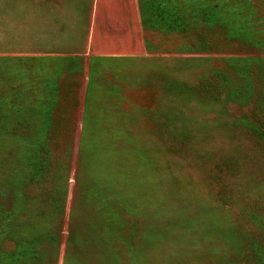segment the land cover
<instances>
[{
	"label": "rangeland",
	"instance_id": "obj_1",
	"mask_svg": "<svg viewBox=\"0 0 264 264\" xmlns=\"http://www.w3.org/2000/svg\"><path fill=\"white\" fill-rule=\"evenodd\" d=\"M160 1L0 0V264H264V0Z\"/></svg>",
	"mask_w": 264,
	"mask_h": 264
},
{
	"label": "trees",
	"instance_id": "obj_2",
	"mask_svg": "<svg viewBox=\"0 0 264 264\" xmlns=\"http://www.w3.org/2000/svg\"><path fill=\"white\" fill-rule=\"evenodd\" d=\"M150 7L145 8L143 0H139V11L142 24L146 27H158L160 21L162 24L169 26V29L174 31V10L170 9L169 11L165 10L163 7V2L160 0H149ZM148 46H150L148 44ZM87 120V118H86ZM59 242V237H57V244Z\"/></svg>",
	"mask_w": 264,
	"mask_h": 264
},
{
	"label": "crops",
	"instance_id": "obj_3",
	"mask_svg": "<svg viewBox=\"0 0 264 264\" xmlns=\"http://www.w3.org/2000/svg\"><path fill=\"white\" fill-rule=\"evenodd\" d=\"M141 18V17H140Z\"/></svg>",
	"mask_w": 264,
	"mask_h": 264
}]
</instances>
